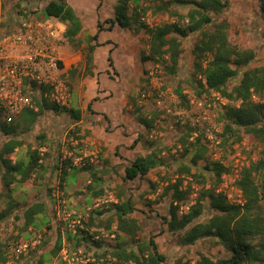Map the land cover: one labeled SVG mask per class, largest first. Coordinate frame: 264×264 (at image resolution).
Masks as SVG:
<instances>
[{
  "label": "rangeland",
  "instance_id": "rangeland-1",
  "mask_svg": "<svg viewBox=\"0 0 264 264\" xmlns=\"http://www.w3.org/2000/svg\"><path fill=\"white\" fill-rule=\"evenodd\" d=\"M49 1L0 0V29L11 32L23 18L43 19V8ZM67 2L79 16L82 28L71 41L64 36L66 24L63 23L65 30L57 42L58 55L62 58L60 79L70 93L66 105L80 109L81 120L76 121L65 111L56 112L48 108L40 112L29 128L22 125L16 130L14 136L23 143L10 157L26 159L28 152L37 148L43 155L46 170L38 171L19 183L14 197L20 202H44L45 212L37 215L39 226L24 227L22 216L25 206H19L12 216L0 222V237L8 243L12 260L5 264H26L29 261L36 264L41 256L42 264H120L110 253L102 255L106 244L97 248L83 242L75 248L67 233L75 232L76 225H83L84 220L94 215L95 221L87 229L98 231L100 235L96 238L103 237L106 243L116 244V234L106 228L113 213L108 209L112 207L111 203L127 196L132 198L136 207L131 216L136 217L142 227L139 238L145 240L155 235L159 250L166 255L163 264L193 263L202 254L212 258L229 256V250L215 237L201 239L194 244L183 243L181 236L185 231H168L164 218L169 216L172 202L171 194L163 195L165 185L175 182L178 177H183L184 185L191 181L192 192L181 205L180 212L195 202L202 187L190 176L178 172L181 163L191 162L192 153L187 156L183 153L185 148L192 149V143L200 142L207 146L205 156L198 159V166H193L192 171L215 160L231 166V170L223 174L218 191L224 189V184L230 185L236 172L241 175L242 168L256 160L260 153L264 155V145L250 137L236 141L234 136H230L224 141L222 134L227 120L223 113L225 105L232 101L218 91H202L194 83L193 48L201 33L195 32L183 38L177 74L171 75L161 63L142 62V52L148 51L144 30H128L118 22L110 27L112 22L109 18L116 17L117 6L123 0ZM140 3L149 5L143 19L150 25L177 19L159 10L158 4L151 0H141ZM128 5V13L132 14L136 1L128 0ZM173 9L180 13L188 10L179 6ZM222 17L229 21L231 41L241 48H254L257 52L248 67L264 65V15L259 9V0H230ZM96 34L97 39L92 40L91 36ZM90 43L97 45L93 59L88 61L85 51ZM239 79L240 76L231 79L228 89ZM29 94L32 96L30 107L38 111L42 95L36 87ZM255 100L259 98L255 97ZM4 121L0 114V122ZM14 136L4 133L0 127V150ZM151 151L161 155L164 164L152 169L144 178L125 180L126 165L137 155ZM65 158H71L76 168L69 172L61 189L54 167L58 160ZM88 163H92L100 179L95 180L92 170L84 168ZM205 173L208 187L214 174L208 170ZM0 191H6L3 179H0ZM204 203L203 214L198 218L202 222L215 213L208 199ZM2 206L4 198L0 199V208ZM115 227L116 222H112L111 229ZM162 228L164 231L161 232ZM58 233L64 238V248L56 256H51L50 250ZM25 241L30 243L29 250L17 256L11 246Z\"/></svg>",
  "mask_w": 264,
  "mask_h": 264
},
{
  "label": "trees",
  "instance_id": "trees-1",
  "mask_svg": "<svg viewBox=\"0 0 264 264\" xmlns=\"http://www.w3.org/2000/svg\"><path fill=\"white\" fill-rule=\"evenodd\" d=\"M135 1L132 14L128 13V0H123V3L117 6L116 17L109 18L112 22L110 27L118 22L128 30L136 32L144 30L147 34L144 41L148 51L142 52V62L151 60L161 63L165 71L171 75L177 74L183 52V38L200 32L201 36L193 48L194 83H197L202 91H218L223 97L232 101L225 105L223 113V118L227 120L222 134L224 141L226 142L230 136H234L236 141L250 137L252 141L264 145V101H261L264 99V65L248 67L255 60L257 52L254 48H241L231 41L229 21L226 17H222V13L230 5V0H151L158 4L159 10L177 17L174 21L164 20L155 25H150L143 19L149 5H142L141 0ZM175 6L186 7L188 10L180 13L173 9ZM259 9L264 15V0H259ZM43 11L45 17L58 18L66 24L64 36L71 41L82 28L79 16L67 0H50ZM97 37L96 34L91 36V39L96 40ZM96 45L90 43L87 46L85 52L88 61L93 59ZM237 76H240L239 81L228 89V82ZM180 94L185 99V95L182 92ZM255 97L259 100H255ZM48 108L56 112L65 111L76 121L81 120L80 109L50 103L42 96L38 111L27 106L17 116L15 122H0V127L4 133L14 136L19 127L24 125L29 128L36 122L40 112ZM142 122L148 124L146 119H142ZM22 143L21 139L14 136L7 140L0 150V179L4 180L6 187L5 192L0 191V199L4 198V206L0 208V222L12 216L19 206H25L22 218L24 227L28 228L39 226L37 215L45 212V204L20 202L14 197L15 187L38 171H45L46 168L42 161L43 155L37 148L31 149L26 159L14 160L10 157V154ZM185 149L183 156L192 153L191 162L181 163L178 172L190 176L202 187L195 202L186 211L180 212L181 205L192 192L191 181L184 185L183 177H178L175 182H169L164 186L163 195L172 196L169 216L164 217L167 230L174 233L184 230L181 241L185 244H194L198 240L215 237L217 242L223 244L230 252L229 256L218 258L202 254L195 262L189 264H264L263 153L241 170L236 185L239 190L237 197L241 199L239 202L229 200L223 190H217L223 174L231 170L230 165L222 160H215L192 171L193 166H198V159L205 156L207 146L197 142L192 143V149ZM163 164L164 158L156 151L139 154L126 165L123 178L125 180L144 178L152 169ZM54 168L57 170L59 185L63 189L69 172L76 168V165L71 158H65L58 160ZM84 168L92 170L91 174L95 180L101 178L97 175V170H93L92 163H88ZM205 170L214 174L212 184L208 187ZM206 199L215 213L205 222L198 221L203 214ZM111 206L108 210H113V213L106 228L116 234L117 243L114 245L106 243L103 237L96 238L100 235L98 231L91 232L87 229L95 221L94 215H91L87 221H83V225H76L75 232L68 231L67 238L69 241L73 240L74 247L78 248L83 242L89 247L97 248L106 244L102 255L110 253L120 264H163L166 255L159 250L155 235L145 240L138 236L142 227L138 219L131 216L136 210L132 198L130 196L120 198L118 202L111 203ZM96 212L102 214V211ZM112 222H116L115 229H111ZM126 237L128 240L125 239ZM63 248L64 238L58 233L50 250L51 256H56ZM10 257L8 243L0 237V264H5ZM42 261L43 256L36 260V264H42ZM29 262L26 264H32V261Z\"/></svg>",
  "mask_w": 264,
  "mask_h": 264
},
{
  "label": "built area",
  "instance_id": "built-area-1",
  "mask_svg": "<svg viewBox=\"0 0 264 264\" xmlns=\"http://www.w3.org/2000/svg\"><path fill=\"white\" fill-rule=\"evenodd\" d=\"M64 30L63 22L54 17L23 18L11 32L0 29V110L7 123L16 119L25 107L32 106L29 93L33 87L57 105L68 103L70 93L60 79L62 58L57 50V42ZM239 177L240 173L236 172L232 182H237ZM232 182L224 184L222 190L229 200L241 202L237 197V184ZM29 248L27 241L11 246L17 256Z\"/></svg>",
  "mask_w": 264,
  "mask_h": 264
}]
</instances>
